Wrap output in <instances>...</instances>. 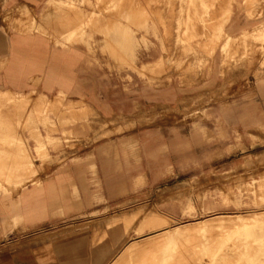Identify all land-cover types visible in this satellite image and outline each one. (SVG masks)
Listing matches in <instances>:
<instances>
[{
	"label": "crops",
	"instance_id": "crops-1",
	"mask_svg": "<svg viewBox=\"0 0 264 264\" xmlns=\"http://www.w3.org/2000/svg\"><path fill=\"white\" fill-rule=\"evenodd\" d=\"M186 2L151 20L144 0L110 15L98 0H0V264L121 263L167 230L162 218L185 217L180 186L231 170L230 131L137 121L189 91L162 85L163 19L198 25L199 39L214 35L203 20L229 37L264 25V0H218L208 16L197 2L189 20ZM210 70L204 89L219 62Z\"/></svg>",
	"mask_w": 264,
	"mask_h": 264
},
{
	"label": "rangeland",
	"instance_id": "rangeland-1",
	"mask_svg": "<svg viewBox=\"0 0 264 264\" xmlns=\"http://www.w3.org/2000/svg\"><path fill=\"white\" fill-rule=\"evenodd\" d=\"M98 1L109 2L108 7L94 9L99 14L121 10L116 7L118 0ZM144 1H147L142 9L144 16L151 20L170 11L171 7L166 5L175 1H187L183 12L188 20L193 11L199 14L197 2L206 16L211 15L218 3V0ZM56 10L62 14L61 7ZM204 21L199 26L204 32L213 29L211 39L195 38L193 31L199 30L196 24H169L162 20V85L177 78L189 91L180 108L162 105L160 109L139 113L137 121L149 124L162 116L163 123L172 125L185 123L196 130L230 131L232 168L225 174H205L199 184L195 180L197 183L180 186L177 190L185 192L180 197H186V215L178 221L162 218V228L172 230L200 224L218 215L258 214L260 218L215 222L169 239L163 237L158 243L167 230L162 231L160 236L139 242H151L149 250L132 255L125 264H264V25L229 37L223 32L222 23L216 26ZM214 61L219 62L215 87L204 89L203 82L211 75ZM57 106L62 108L63 104L58 102ZM222 137L221 133L215 139ZM197 188L193 199L190 191ZM149 214L144 209L121 220L130 225L139 216Z\"/></svg>",
	"mask_w": 264,
	"mask_h": 264
},
{
	"label": "bare ground",
	"instance_id": "bare-ground-1",
	"mask_svg": "<svg viewBox=\"0 0 264 264\" xmlns=\"http://www.w3.org/2000/svg\"><path fill=\"white\" fill-rule=\"evenodd\" d=\"M262 212V211H261ZM257 213V212H256ZM252 214V213H251ZM262 214V213H261ZM256 215V214H255ZM255 215H251L249 217H247L246 215H237L236 217L232 216V215H218L216 218L214 217L213 220H208V221H201V223L199 224H192V225H187L186 226H177L176 228L172 229V230H167L166 232H163V234L161 235L160 239H159V242L160 243L162 241V238L164 237L165 238H170L174 235H179L180 233L182 232H185V231H190V230H194V229H197L198 227H201V226H207L211 223H215V222H230V221H237V220H241V219H257V218H260L259 216H255ZM264 217V216H263ZM262 217V218H263ZM157 236V235H156ZM160 236V235H159ZM154 238V237H153ZM157 240V239H156ZM155 240V241H156ZM151 243V242H149ZM148 242H145V243H138V244H131L125 251V253H123L124 255L122 256L121 258V263H118V264H123L124 262L128 261L129 258L132 256V255H137V253H143V252H146L149 250V245ZM154 245V244H153ZM162 245V244H161ZM155 256V254H154ZM139 257V256H138ZM152 257V256H151ZM136 258V257H135ZM154 258V257H153ZM158 259V258H157ZM156 260V259H155ZM143 261V260H142ZM123 262V263H122ZM147 262V261H146ZM128 263V262H127ZM133 264V262H132Z\"/></svg>",
	"mask_w": 264,
	"mask_h": 264
}]
</instances>
